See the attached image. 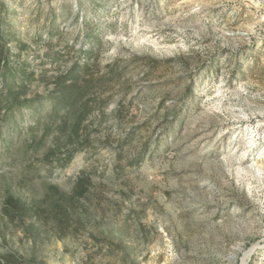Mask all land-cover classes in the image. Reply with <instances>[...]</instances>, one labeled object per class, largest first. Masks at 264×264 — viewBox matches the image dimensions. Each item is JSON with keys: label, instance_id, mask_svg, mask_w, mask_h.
I'll use <instances>...</instances> for the list:
<instances>
[{"label": "rangeland", "instance_id": "374dc122", "mask_svg": "<svg viewBox=\"0 0 264 264\" xmlns=\"http://www.w3.org/2000/svg\"><path fill=\"white\" fill-rule=\"evenodd\" d=\"M0 30V264H264V0H0Z\"/></svg>", "mask_w": 264, "mask_h": 264}, {"label": "trees", "instance_id": "16d2710c", "mask_svg": "<svg viewBox=\"0 0 264 264\" xmlns=\"http://www.w3.org/2000/svg\"><path fill=\"white\" fill-rule=\"evenodd\" d=\"M9 36L0 30V129L4 123L14 120V115L25 102L19 79L22 73L19 67L11 64V49L8 46Z\"/></svg>", "mask_w": 264, "mask_h": 264}, {"label": "bare ground", "instance_id": "6f19581e", "mask_svg": "<svg viewBox=\"0 0 264 264\" xmlns=\"http://www.w3.org/2000/svg\"><path fill=\"white\" fill-rule=\"evenodd\" d=\"M246 258V257H245Z\"/></svg>", "mask_w": 264, "mask_h": 264}]
</instances>
